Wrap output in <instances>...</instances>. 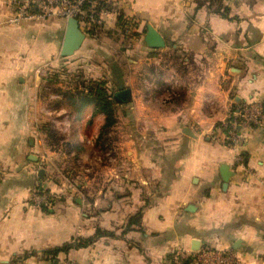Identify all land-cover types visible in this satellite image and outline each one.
<instances>
[{"label":"crops","instance_id":"1","mask_svg":"<svg viewBox=\"0 0 264 264\" xmlns=\"http://www.w3.org/2000/svg\"><path fill=\"white\" fill-rule=\"evenodd\" d=\"M106 1L67 61V19L12 25L0 0V264H202L200 250L264 264V0ZM120 18L135 23L128 35ZM147 25L164 47L146 45ZM69 62L94 75L83 91L105 82L106 131L97 105L59 115L42 93L44 75ZM248 101L262 121L233 146L215 139ZM74 120L52 144L47 127L66 133ZM43 190L45 209L32 198ZM77 237L87 245L47 254Z\"/></svg>","mask_w":264,"mask_h":264},{"label":"built area","instance_id":"2","mask_svg":"<svg viewBox=\"0 0 264 264\" xmlns=\"http://www.w3.org/2000/svg\"><path fill=\"white\" fill-rule=\"evenodd\" d=\"M13 8L8 23L19 25L27 21L45 20L48 18H76L80 27L85 29L92 24L101 23L99 11L105 0H6ZM263 119V108L258 101H248L232 107L230 114L219 127L221 135H213L215 139L222 136L223 141H229L233 146L238 140V130L242 127L258 125ZM224 130V131H222ZM33 202L38 207L51 206L53 196L36 191L33 193ZM197 263L202 264H237L234 256L229 252H213L200 250L195 256ZM64 264H76L68 259Z\"/></svg>","mask_w":264,"mask_h":264},{"label":"trees","instance_id":"3","mask_svg":"<svg viewBox=\"0 0 264 264\" xmlns=\"http://www.w3.org/2000/svg\"><path fill=\"white\" fill-rule=\"evenodd\" d=\"M106 1V0H105ZM109 8L108 3H101V5L99 6L98 10H107ZM121 20V30L123 31L124 35H128V33L130 31L133 30V27H135V23L133 22V20H129L126 18H120ZM101 23L99 24H92L89 27L85 28V31H94L96 30V28L100 27ZM104 83L103 81L101 82H97L95 84H93L94 86H91L89 88H85L87 89V92L82 91L81 95L79 97H74L69 96V98L74 99V98H78L79 103L76 104L77 111H81L82 108L87 105V104H95L97 105L106 115L107 119H106V123L104 126V130L106 131V129L110 128L113 126V124L115 123V118H114V108H113V104L114 102L109 99V95L107 94V91L104 89ZM71 99V101L73 102V100ZM218 127H221V125H218ZM224 131V130H222ZM47 134L49 135L50 138V142L52 144H56L58 143V141L60 140V138L57 136V134L54 132V130H52L50 127H47L46 129ZM106 133H102L100 135V140L104 137ZM225 143H229V141H223ZM230 144V143H229ZM74 147H77L75 145H73ZM49 191L47 190H43L41 191V193H48ZM44 209L47 208L46 206H42ZM88 242H84L81 238L77 237L75 239H73L71 242L69 243H65L60 247H56L53 248L52 250L48 251L47 254L48 255H53L56 256L57 254L63 253V254H67L71 249L73 248H79V247H83L85 245H87ZM182 264H189V260H185Z\"/></svg>","mask_w":264,"mask_h":264},{"label":"rangeland","instance_id":"4","mask_svg":"<svg viewBox=\"0 0 264 264\" xmlns=\"http://www.w3.org/2000/svg\"><path fill=\"white\" fill-rule=\"evenodd\" d=\"M73 57V55L68 57L67 61L69 59H73ZM69 65H71V67L68 68ZM76 67L77 66L75 65L74 67H72L71 62H69L68 64L62 65L55 69H51L50 74L44 75V79H47V81L45 82V86L42 89V93L47 99L50 98V100H53V102L58 103L56 104L57 113L59 112V110L62 109H66L67 111H77L76 104L79 103L78 98H71L73 100L72 102L69 96L73 95L74 97H79L82 91L84 90V88H82V82L84 81L85 77L87 81H89L90 79L92 81L93 79V74V76L91 75L92 77H90L89 75H85L80 69ZM91 86L94 85L92 84ZM91 86L88 85L87 88ZM104 89L107 91L106 86L104 87ZM58 114L61 115V113ZM59 121L61 120H56L55 123H58ZM79 124L80 123L78 121H72L69 126V129L67 128L66 133L60 131V134H57V136L60 139H62L64 136L69 138L70 132H72L74 128L79 126ZM61 125L59 124V127L64 128L63 122L61 123ZM48 194L51 195L50 193Z\"/></svg>","mask_w":264,"mask_h":264},{"label":"water","instance_id":"5","mask_svg":"<svg viewBox=\"0 0 264 264\" xmlns=\"http://www.w3.org/2000/svg\"><path fill=\"white\" fill-rule=\"evenodd\" d=\"M84 37L85 34L83 32V29L80 27L78 20L76 18L67 19V26L60 54L63 57L73 55L75 51H77L81 47ZM144 41L146 45L151 48H161L165 46V40L151 25H147ZM129 96V90L123 89L115 95V99L117 101H127L129 99ZM222 169L225 170L226 168L223 167ZM229 177V173L223 176L224 186L227 185ZM192 249L194 251L199 250L198 241H194Z\"/></svg>","mask_w":264,"mask_h":264}]
</instances>
